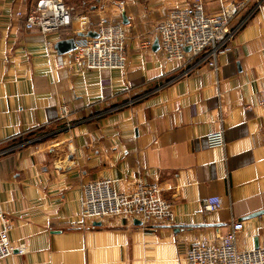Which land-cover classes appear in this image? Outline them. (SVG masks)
<instances>
[{"label": "crops", "instance_id": "obj_1", "mask_svg": "<svg viewBox=\"0 0 264 264\" xmlns=\"http://www.w3.org/2000/svg\"><path fill=\"white\" fill-rule=\"evenodd\" d=\"M33 3L0 0V231L9 225L12 245L26 248L0 264H187L191 243L218 241L232 221L243 224L239 249L259 246L264 214L250 216L264 210V14L242 25L215 69L184 74L152 45L167 12L191 3L125 0V68L85 71L58 68L53 53L79 33L74 21L47 37L24 29L16 14ZM104 7L71 13L87 17L86 32L103 17L122 23L121 8ZM220 131L224 147L211 148ZM106 179L123 193L158 185L174 223L83 220L82 186ZM209 197L222 208L205 213Z\"/></svg>", "mask_w": 264, "mask_h": 264}, {"label": "built area", "instance_id": "obj_2", "mask_svg": "<svg viewBox=\"0 0 264 264\" xmlns=\"http://www.w3.org/2000/svg\"><path fill=\"white\" fill-rule=\"evenodd\" d=\"M251 0H216L218 12L209 14L205 2L195 0L188 6L171 9L156 25L154 34L159 41V51L165 61L175 63L181 72L192 67L207 64L216 68L217 55L227 50V44L233 39L242 25L254 13L263 12V5L257 3L252 13L235 25L232 18L248 5ZM24 17L26 31H38L43 37L67 31L74 18L65 0H34L29 12ZM79 33H86L87 17L81 16ZM97 38L76 37V49L65 55H55L58 68L76 67L85 71L122 70L126 66V38L120 26L102 20L96 29ZM150 45V44H148ZM189 48L188 51H185ZM53 53L55 54L54 50ZM257 105L264 115V90L259 95ZM177 113L173 115L175 119ZM67 121V110L61 109L59 117ZM64 129H71L68 122ZM208 145L224 147L223 132H217L207 137ZM0 143V155L8 150ZM205 213L216 212L222 208L219 197H209L203 200ZM80 216L83 220L94 223L108 219H125L139 221L142 227L154 225H171L174 214L171 205L162 197L156 184L136 183L126 193L119 192L110 180H98L82 186L80 201ZM11 227L7 225L0 231V262L17 251L25 255V247L15 248L10 239ZM243 230L242 222L232 221L225 235L217 237L218 241H194L185 251L187 264H264V236L262 243L252 250H241L238 237Z\"/></svg>", "mask_w": 264, "mask_h": 264}, {"label": "rangeland", "instance_id": "obj_3", "mask_svg": "<svg viewBox=\"0 0 264 264\" xmlns=\"http://www.w3.org/2000/svg\"><path fill=\"white\" fill-rule=\"evenodd\" d=\"M166 1H175V0H166ZM179 1H181V0H179ZM183 1L185 2V0H183ZM186 1H189V3H192L195 0H186ZM201 1L205 2L207 13L214 14V13L218 12V10H219L218 6L219 5H218V3H216V0H201ZM238 1H240V0H238ZM68 2L73 3L72 4V6L74 7L73 10L71 9L72 7L70 8V6L68 5ZM124 2H125V0H65V3L70 8L71 12H73L74 14L82 13V12L83 13L88 12L91 7H99V5H101V6L102 5H105V7H112V5L115 4L116 7L118 6L119 8H121L122 10H124V8H125ZM258 2L259 3L262 2L264 4V0H251V1H249L248 2V5L245 8H242L240 10V12L237 13L232 18V20H231L232 23L230 25L231 26L232 25H235L237 22L241 21L242 16H245V18H247V16H249L252 13L253 7L254 6H257V3ZM170 5H172V7L174 6L173 4H170ZM178 7L176 6V7L171 8V9H175V8H178ZM256 12L262 13V11L256 9L254 11V13H253L254 16H255V14H257ZM73 13H72V15H73V18H74V22L76 24V29H79L80 28V26H79L80 24L77 21V19L79 17H81V16L75 17L76 15H74ZM262 14H264V13H262ZM251 16L248 18V20L251 18ZM95 27H97V25H95ZM93 31L96 32V29H94ZM81 33H84V32H81ZM55 55H57L56 52H55ZM94 71H96V70H94Z\"/></svg>", "mask_w": 264, "mask_h": 264}, {"label": "water", "instance_id": "obj_4", "mask_svg": "<svg viewBox=\"0 0 264 264\" xmlns=\"http://www.w3.org/2000/svg\"><path fill=\"white\" fill-rule=\"evenodd\" d=\"M263 12H264V5H263ZM121 18H122V23L123 24H128L127 21V17L125 15V11L122 10L121 11ZM97 33L94 31H88L86 33H77L76 37L82 38V37H88V38H97ZM75 38H69V39H63V40H59L54 44V51L56 52L57 55H65V54H69L71 52H73L76 49V45H75ZM159 49L158 46V41L155 39L152 45V50L153 51H157ZM189 49L187 48L186 51H188ZM264 214V210L253 213L250 218L253 217H257ZM135 225H141V223L139 221H134ZM100 222H94L93 226H99ZM258 247L257 243L255 244V249Z\"/></svg>", "mask_w": 264, "mask_h": 264}, {"label": "bare ground", "instance_id": "obj_5", "mask_svg": "<svg viewBox=\"0 0 264 264\" xmlns=\"http://www.w3.org/2000/svg\"><path fill=\"white\" fill-rule=\"evenodd\" d=\"M102 20H106V21H108L109 23H112V24H115V25H118V26H120V28H121V30H122V32H123V36L126 38V35H125V33H124V31H123V25H127V24H123V23H121V22H118V23H113L112 21H110L107 17H103V18H100V20L97 22V27H99L100 26V23H101V21ZM97 27H95V29H97ZM157 39V38H156ZM157 41H158V39H157ZM158 45H159V41H158ZM187 49V48H186ZM186 49H185V51H186ZM189 49V48H188Z\"/></svg>", "mask_w": 264, "mask_h": 264}]
</instances>
